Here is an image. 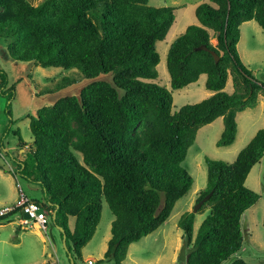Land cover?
<instances>
[{
    "label": "trees",
    "instance_id": "16d2710c",
    "mask_svg": "<svg viewBox=\"0 0 264 264\" xmlns=\"http://www.w3.org/2000/svg\"><path fill=\"white\" fill-rule=\"evenodd\" d=\"M148 2L42 0L33 5L29 0H0V38L14 59L73 69L90 79L78 95L38 109L29 121L28 143L12 129L9 106L15 86H9L0 69V95L8 101L0 157H10L15 178L40 187L42 199L33 200L50 224L60 228L74 264L83 261L81 249L99 223L102 198L114 219L107 248L96 263L122 264L130 244L163 224L190 190L193 178L182 162L198 129L222 116L216 144H232L237 112L255 107L264 95V83L254 79L237 47L243 22L255 20L264 30V0H207L195 7L198 23L188 25L168 49L170 86L180 89L206 74L205 87L214 93L176 112L172 91L147 79L158 76L155 45L165 38L178 7ZM102 74L110 79L99 78ZM230 76L233 92L227 93ZM74 81L63 76L45 92ZM10 132L18 136L20 149L26 148L23 158L5 150ZM263 155L261 128L233 162L205 157L206 186L196 202L211 192L199 210L208 208V213L196 231L192 211L182 213L177 223L191 245L186 264H221L240 250L242 214L260 198L245 182ZM13 216L0 218V223ZM69 218L75 220L72 229ZM230 264L253 263L237 258Z\"/></svg>",
    "mask_w": 264,
    "mask_h": 264
},
{
    "label": "rangeland",
    "instance_id": "374dc122",
    "mask_svg": "<svg viewBox=\"0 0 264 264\" xmlns=\"http://www.w3.org/2000/svg\"><path fill=\"white\" fill-rule=\"evenodd\" d=\"M37 5L42 0H29ZM207 0H149L152 6L178 7L175 21L169 28L165 38L156 42L159 53V63L156 66L158 76L147 79L164 86L172 91V111H178L187 103H195L209 97L211 90L205 87L206 74L199 79L180 89H172L166 59L170 44L180 35L188 25L197 24L195 7ZM241 41L238 52L244 65L251 70L252 76L258 82L264 83V30L255 20H249L241 27ZM213 43L216 39L212 38ZM0 69L8 75V83L15 86L14 98L10 102L9 110L13 120L12 129L19 131L22 139L31 142L32 133L29 127L30 118L36 116L38 109L52 105L56 100L67 95H78L90 79L73 69L62 67L44 68L33 62L14 59L7 48V41L0 38ZM63 76L75 79L71 84L45 92L52 88L55 82ZM99 78L109 80L110 75H100ZM224 91L233 92L231 76ZM7 100L0 95V138L7 125L6 115ZM237 134L234 142L227 146H217L216 142L222 132L219 119L200 127L193 144L189 147L182 166L193 178L190 190L181 197L172 210L170 217L154 232L142 237L139 241L130 244L125 260L122 264H186V256L191 245L182 238V230L177 223L182 213L192 211L200 191L206 186L207 165L205 157L220 159L231 163L237 154L251 140L257 130L264 128V101L253 108H246L237 112ZM5 150L13 155L24 157L25 149L19 147L20 140L16 134L8 133L4 139ZM82 161L81 154L78 155ZM264 163V161L262 162ZM256 164L246 178V186L260 194L258 201L249 207L241 218L244 231L243 245L239 251L232 254L221 264H230L237 258H242L248 263L264 264V174L261 183L257 178V170L261 166ZM13 163L9 156L0 157V206L10 205L17 197L19 184L30 197L42 199L40 187L35 183L17 177L11 172ZM264 173V172H263ZM200 210V209H199ZM195 213L194 231L208 213V208ZM20 215L2 220L0 227V264H72L64 246V239L60 238L58 227L54 223L47 226L46 230L38 224L28 228L18 225ZM114 215L102 198V208L99 223L92 238L82 247L83 261L76 264H97L96 261L103 257L107 243L111 237V223ZM74 218H69V227L74 226ZM1 223V224H2ZM20 237V243L18 242ZM103 264H113L105 262Z\"/></svg>",
    "mask_w": 264,
    "mask_h": 264
},
{
    "label": "built area",
    "instance_id": "2783aa9c",
    "mask_svg": "<svg viewBox=\"0 0 264 264\" xmlns=\"http://www.w3.org/2000/svg\"><path fill=\"white\" fill-rule=\"evenodd\" d=\"M17 197L10 205L0 206V218L13 213L20 215L18 225L23 228H27L33 223L38 224L42 229L46 230L50 223V217L40 209L39 203L31 199L23 190L21 185H16ZM28 214V217H24L23 214Z\"/></svg>",
    "mask_w": 264,
    "mask_h": 264
},
{
    "label": "crops",
    "instance_id": "0c3cea01",
    "mask_svg": "<svg viewBox=\"0 0 264 264\" xmlns=\"http://www.w3.org/2000/svg\"><path fill=\"white\" fill-rule=\"evenodd\" d=\"M34 5V4H33ZM247 22H249V21H245V22H243L242 23V25L240 26V29H241V27L245 24V23H247ZM240 41H241V39L239 40V43H240ZM239 43L237 44V45H239ZM238 47V46H237ZM214 92L212 91V92H210L209 94H213ZM210 96V95H209ZM260 99H262L263 101H264V95H262V94H260L259 96H258V100H257V104H256V106L259 104V101H260ZM243 111V110H242ZM240 112V111H239ZM216 119H219L220 121H221V125H222V127H223V118H222V116H220V117H218V118H216ZM215 121V120H214ZM213 122V121H212ZM223 130V129H222ZM254 135H255V133H254ZM253 135V136H254ZM22 150V149H21ZM264 161V155H263V157L261 158V160L258 162V163H260L259 165L261 166L260 168H258V170H257V172H256V174H257V178H258V180H259V183H261V176H263V172H264V163H262ZM257 163V164H258ZM256 165V164H255ZM254 165V166H255ZM253 166V167H254ZM252 167V168H253ZM252 170V169H251ZM29 196V195H28ZM30 197V196H29ZM31 199H36V198H33V197H30ZM3 224H5V223H0V227L1 226H3ZM33 224H36V223H33ZM31 226V225H30ZM30 226H28V227H30ZM27 227V228H28ZM58 227V226H57ZM58 233H59V236H60V238H62L61 237V234H60V228L58 227ZM21 241H20V237H18V242H17V244H19ZM83 258V257H82ZM25 264V263H24ZM103 264V263H102Z\"/></svg>",
    "mask_w": 264,
    "mask_h": 264
},
{
    "label": "water",
    "instance_id": "95a60500",
    "mask_svg": "<svg viewBox=\"0 0 264 264\" xmlns=\"http://www.w3.org/2000/svg\"><path fill=\"white\" fill-rule=\"evenodd\" d=\"M197 49H206V47L200 46ZM212 55H213L215 61L219 60V56L216 54V52L212 51ZM210 196H211V192L208 195H206L205 197H203L202 199H200L199 201H197L192 208V212L196 213L202 207V205L209 199ZM23 216L28 217V214L24 213ZM64 238H65V236H64ZM71 262H72V264H74L73 260H71Z\"/></svg>",
    "mask_w": 264,
    "mask_h": 264
}]
</instances>
